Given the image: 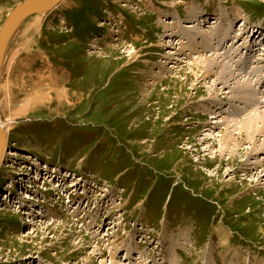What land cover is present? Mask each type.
Segmentation results:
<instances>
[{
    "label": "rangeland",
    "instance_id": "obj_1",
    "mask_svg": "<svg viewBox=\"0 0 264 264\" xmlns=\"http://www.w3.org/2000/svg\"><path fill=\"white\" fill-rule=\"evenodd\" d=\"M4 51L0 264H264V132L232 131L264 112V0H62Z\"/></svg>",
    "mask_w": 264,
    "mask_h": 264
},
{
    "label": "bare ground",
    "instance_id": "obj_2",
    "mask_svg": "<svg viewBox=\"0 0 264 264\" xmlns=\"http://www.w3.org/2000/svg\"><path fill=\"white\" fill-rule=\"evenodd\" d=\"M193 15V14H192ZM206 16V15H205ZM202 17H204L203 15H201V18ZM27 19V18H26ZM25 19V20H26ZM197 19H199V18H197V14L195 15V16H193V22H191V23H189L190 25H186V26H183V27H185L186 28V30H182V33H183V35H182V37H183V40L185 41V39L186 38H194V37H196L195 36V34L194 33H198V32H200L199 31V29L200 28H202V27H204L203 25H202V23H199V20H197ZM218 21H219V17H218V19L216 20V21H214V23L215 24H218ZM163 22V21H162ZM220 22V21H219ZM246 22L247 21H243V24H242V26H244V25H246ZM176 23V21H174V20H171V19H169V20H165L164 21V24H168V25H170V24H175ZM211 23V22H210ZM213 23V22H212ZM200 25V26H199ZM20 26V25H19ZM202 26V27H201ZM216 26H218V25H216ZM217 33H214V34H206L205 32L204 33H202L204 36H207V37H209V40H211V41H213V40H216V39H218V40H223V39H225V35H227L226 33H224L223 31H220V30H218V31H216ZM169 35V34H168ZM179 42H177V44H178ZM169 45V46H171V44H169V43H165L164 45ZM181 44V43H180ZM6 48V47H5ZM245 48H248V46H246ZM173 50H175V49H172V50H169L168 52H167V57H170V58H172L173 59V62L172 63H169V65H171L169 68L170 69H178V67H179V62L178 61H188V60H186V59H188V57L186 58V57H182L181 55H180V52L179 51H183V48L182 47H180V48H178V50H175V51H173ZM176 51H178V55L180 56L179 58L178 57H176V55H174L175 54V52ZM201 51H203V49H201ZM235 53V52H234ZM247 53V52H246ZM191 54V53H190ZM231 55V54H230ZM193 56V55H192ZM166 57V58H167ZM191 57V56H190ZM208 57V58H207ZM207 57H204L203 55H200L199 57L198 56H196L195 58H193L192 59V61H188V62H191L190 64L192 65V66H198L199 64H206L207 63V65H205V66H207V68H206V70L208 69V70H213L214 71V68L215 67H217L218 65V67L217 68H221L220 70H218L217 71V74H218V76L219 77H222V79L224 78V79H226L227 78V76H228V74L229 73H233V71H232V69H230V68H228V64H226L225 62H223V61H221V60H217L216 58L214 59L213 58V56L212 55H210V56H207ZM216 62H217V65H216ZM237 63V62H236ZM231 66H232V64H231ZM256 67V65H254V67H253V69H255L256 71H257V69L255 68ZM198 68V67H197ZM202 68V67H201ZM205 68V67H204ZM166 69V68H165ZM165 69H162V71L163 72H161L160 71V74L161 75H164V74H166V71H165ZM169 69V70H170ZM180 69V68H179ZM234 69V68H233ZM237 69V68H236ZM244 68H241V69H237V70H240L241 71V73H244V70H243ZM161 70V69H160ZM201 70H203V69H201ZM205 70V71H206ZM207 70V71H208ZM236 70V71H237ZM168 71V70H167ZM254 71V70H253ZM203 72H204V70H203ZM215 72V71H214ZM201 73H202V71H201ZM205 73H209V72H205ZM212 73V72H211ZM210 73V74H211ZM241 73H240V75H241ZM252 74V73H251ZM261 74V73H260ZM212 75V74H211ZM216 75V74H215ZM221 75V76H220ZM230 75V74H229ZM239 75V74H238ZM250 75V74H249ZM159 76V75H158ZM233 76V75H232ZM252 76V75H251ZM260 76V75H259ZM234 77V76H233ZM232 77V78H233ZM242 77H245L244 76V74L242 75ZM218 80V79H217ZM231 80V79H230ZM222 81V80H221ZM222 82H225V81H222ZM145 89V88H144ZM237 90H239V89H237ZM240 91V90H239ZM144 92V91H143ZM241 92H242V89H241ZM254 97V96H253ZM253 97H251V95H250V93H248V96H247V98L245 99V101L246 102H248V100L250 99V102L252 103V102H254L255 104H257V100H259L258 98H253ZM134 100V99H133ZM260 102H263L264 100H259ZM251 106V105H250ZM218 109H220V108H217V110H215L214 109V111H212V116H211V118H213V119H217L218 118V116L219 115H223V111H219ZM257 109V108H256ZM148 110V109H147ZM258 110H260V108L258 109ZM263 110V109H262ZM226 111V110H225ZM257 112V111H256ZM259 112V111H258ZM260 114H250V115H247L245 118H243L241 121H235L236 122V124H235V128L232 130V131H236L239 135H241L242 134V131L243 130H250V131H248V133H249V135H247V136H249V137H253L255 134H256V132L258 131V132H264L263 130H264V112H262V111H260L259 112ZM219 119V118H218ZM228 119V118H227ZM233 120H234V118H232ZM229 121V120H228ZM220 123V122H222V121H218V120H216V121H211L210 123ZM208 123V122H207ZM240 124V125H239ZM232 126V125H231ZM233 127V126H232ZM211 128V127H210ZM210 128H208L207 130H205L206 132L208 131V130H212V129H210ZM0 129H2V130H4V125L0 122ZM226 129V128H225ZM230 130V129H229ZM5 132V131H4ZM227 135H229V134H227ZM6 136V135H5ZM233 136V134H232V132H231V135H230V137H232ZM256 136V135H255ZM233 139H236V138H233ZM223 139L221 138V141H222ZM224 142H227V140H224L223 141V144H224ZM7 144H8V142H7V138H5V145H4V147L6 148L7 147ZM228 144H225V145H222V148H224V147H228L227 146ZM5 150V149H4ZM14 150H10L9 152V155H13V156H15V155H18L16 152H13ZM218 156L217 155H215V156H212V158H217ZM32 159V158H31ZM2 161V160H1ZM1 163V162H0ZM261 164V163H260ZM48 169V166L47 165H45L44 166V169ZM44 171V170H43ZM49 172V171H48ZM69 173V172H68ZM54 173H52V174H50L49 176H47V174H45V173H43L42 174V171H40V172H38L37 171V174H36V179H41L42 177V175H46V179L47 180H52V178L53 177H55V175H53ZM66 175H68V174H66ZM69 175H71V174H69ZM65 176V175H64ZM80 179V178H79ZM79 179H74L73 181H72V184H71V190L73 191L72 193H75V190H77L76 189V187L78 186V184L81 182V181H79ZM56 185H53L54 186V188H56V189H60V187H61V185H62V180L60 181L59 179L56 181V182H54ZM31 185L33 184V183H30ZM28 186H30V185H28ZM84 186H86V184L84 185ZM22 193V195L20 194V196L19 197H17L18 199L16 200V199H12V197H10V196H6V198H4V200H6L7 202H9V205H11L12 204V202L14 203V202H16V201H18L19 203H21V198H23V200L24 199H33V196L29 193V192H21ZM8 199H9V201H8ZM20 208H21V206H19L16 210H20ZM27 212H29V211H26V213ZM41 211H39V213H40ZM27 220H30V218H28ZM226 242V241H225ZM225 242H223V243H225Z\"/></svg>",
    "mask_w": 264,
    "mask_h": 264
},
{
    "label": "water",
    "instance_id": "obj_3",
    "mask_svg": "<svg viewBox=\"0 0 264 264\" xmlns=\"http://www.w3.org/2000/svg\"><path fill=\"white\" fill-rule=\"evenodd\" d=\"M61 1L62 0H24L15 6L0 29V70L5 47L19 25H21L26 18L32 15L52 10ZM5 138L6 136L4 132L0 129V162L5 149Z\"/></svg>",
    "mask_w": 264,
    "mask_h": 264
}]
</instances>
